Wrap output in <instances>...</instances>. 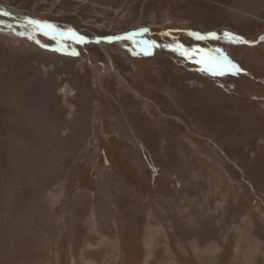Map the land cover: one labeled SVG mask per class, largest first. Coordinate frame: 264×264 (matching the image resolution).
Returning <instances> with one entry per match:
<instances>
[{"label":"rangeland","instance_id":"1","mask_svg":"<svg viewBox=\"0 0 264 264\" xmlns=\"http://www.w3.org/2000/svg\"><path fill=\"white\" fill-rule=\"evenodd\" d=\"M0 10L21 15H0V264H264V0ZM140 29L161 46L99 39ZM210 32L254 43L190 35ZM193 48L243 71L214 76L211 54L180 55Z\"/></svg>","mask_w":264,"mask_h":264},{"label":"snow or ice","instance_id":"2","mask_svg":"<svg viewBox=\"0 0 264 264\" xmlns=\"http://www.w3.org/2000/svg\"><path fill=\"white\" fill-rule=\"evenodd\" d=\"M0 15H10L9 13L6 12H2L0 11ZM27 19V25L33 28H37V29H47V28H52L53 26L48 24L45 21H40V20H35V19H31V18H26ZM147 29H140L139 32H134V33H128L125 34L123 36H105V37H101L99 39H104L107 40L109 42L114 41V40H127V39H133L136 35H139L142 32H146ZM48 33L45 32V35H47ZM70 35H74L71 34ZM190 35H193L196 39H212V40H218V39H225L227 43L229 44H234V43H245V44H252L254 43L253 41H247L244 40L242 37H239L235 34L232 33H223L222 35L218 36L217 33L215 32H210L207 33L206 35H201L199 33H191ZM85 38L83 36H79L78 37V41H83ZM99 39L97 40V42H99ZM261 39H264V37H262ZM133 43L134 44H139V43H143L146 44L148 46L151 47H160L161 45L157 44L156 41H136L133 39ZM163 47H168L170 50L172 51H176L177 47H173V45L169 44V45H163ZM178 47L183 48L184 45L179 44ZM203 53L205 55L211 54L213 61L216 63L215 68L213 69V71L211 72L212 75L216 76V75H237L240 72L243 71V69H241L239 67V65H237L236 63H234L231 59H229V57L223 52V50L221 48H215V49H204V48H193L190 49L186 52H181L180 55L185 56L186 58H192L193 56ZM147 54V53H145ZM202 60H197V63H201Z\"/></svg>","mask_w":264,"mask_h":264},{"label":"bare ground","instance_id":"3","mask_svg":"<svg viewBox=\"0 0 264 264\" xmlns=\"http://www.w3.org/2000/svg\"><path fill=\"white\" fill-rule=\"evenodd\" d=\"M1 11V10H0ZM5 12V11H4ZM10 15H7V16H9V17H20L21 15H17V14H11V13H9ZM98 46L100 47V48H102V50H103V52H104V54L106 55V59H107V61H108V63H109V65H111L112 67H113V69H114V73H115V75L119 78V80H121L122 81V83L124 84V85H126V86H128V88L130 89V90H132L136 95H138V93H136L129 85H128V82L126 81V79L121 75V73H120V71H119V69H117V68H115V65H114V62H113V59H112V57H111V55L110 54H108L107 52H106V50H104V46L105 45H102V44H98ZM161 81V80H160ZM162 85V84H161ZM197 86V85H196ZM204 88V87H203ZM175 90H176V88H175ZM179 90V89H178ZM131 96V95H130ZM199 97H201V96H199ZM179 98H181V97H179ZM206 98V97H205ZM200 100V99H199ZM203 101V100H202ZM205 101H206V99H205ZM180 102V101H179ZM119 103V102H118ZM205 103V102H204ZM204 108H205V106H204ZM223 122H224V120H223ZM215 145V144H214ZM216 146V145H215ZM217 147V146H216ZM218 148V147H217ZM220 149V148H219ZM221 151V150H220ZM223 152V151H222ZM224 153V152H223ZM226 155V154H225ZM243 173V172H242ZM77 199V198H76ZM74 211V210H73ZM116 211V210H115ZM74 213V212H73ZM114 213V212H113ZM110 214H112V213H110ZM25 215V214H24ZM35 216V215H34ZM108 217V216H107ZM38 218V217H37ZM71 219V218H70ZM78 219V218H77ZM45 221V220H44ZM70 221V220H69ZM31 222V221H30ZM20 223V222H19ZM23 222H21V224H22ZM26 223H28V222H26ZM22 224V225H19V226H17L16 225V227H15V231H14V233L11 235V237H14V239H15V241H22V242H25L26 244H27V246L26 247H23V248H25L26 250L23 252V253H29V254H31V256L33 255L32 253H30V249H29V246L31 245V243L34 241V228H33V226L32 225H30V227H29V225L28 224ZM32 223V222H31ZM38 223V222H37ZM45 223V222H44ZM65 223V222H64ZM34 224V223H33ZM46 225V224H45ZM59 225V224H58ZM35 226V225H34ZM57 226V225H56ZM55 226V227H56ZM20 227H22L23 228V230L20 228ZM47 228V227H46ZM49 228V227H48ZM47 228V229H48ZM50 229H51V225H50ZM55 229H57V228H55ZM20 230H22V231H20ZM43 230V228L42 227H40V226H38L37 227V229H35V234H38V239L39 240H42L43 239V235H44V231H42ZM48 231V230H47ZM52 231H53V229H52ZM39 235L41 236V237H39ZM60 235V234H59ZM72 237H73V235H72ZM46 238H47V240H48V238L49 237H44V241L45 242H43V244L44 243H46ZM61 238V235H60V237H59V239ZM148 239V238H147ZM8 242H9V240H8ZM57 242V241H56ZM60 242V240L58 241V243ZM4 243H5V240H4ZM111 243V242H110ZM19 244V243H18ZM20 245V244H19ZM46 246H47V244H46ZM54 246V245H53ZM112 246V245H111ZM22 247V246H21ZM74 247V246H73ZM47 248V247H46ZM48 251V250H47ZM73 252V251H72ZM33 259V258H32Z\"/></svg>","mask_w":264,"mask_h":264}]
</instances>
